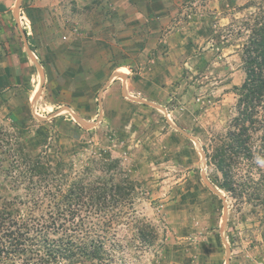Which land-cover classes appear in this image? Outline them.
<instances>
[{"label":"rangeland","instance_id":"1","mask_svg":"<svg viewBox=\"0 0 264 264\" xmlns=\"http://www.w3.org/2000/svg\"><path fill=\"white\" fill-rule=\"evenodd\" d=\"M16 2L0 14V209L24 196V158L77 172L112 156L139 183L131 214L158 235L143 245L119 227V264H225L226 242L231 264H264V163L240 170L248 182L233 195L209 157L245 77L244 21L264 14V0H23L15 15ZM27 44L44 71L38 99ZM121 66L126 82L108 84ZM124 84L162 108L124 96ZM204 155L208 180L227 199L224 231Z\"/></svg>","mask_w":264,"mask_h":264},{"label":"trees","instance_id":"2","mask_svg":"<svg viewBox=\"0 0 264 264\" xmlns=\"http://www.w3.org/2000/svg\"><path fill=\"white\" fill-rule=\"evenodd\" d=\"M244 25L245 77L234 87L235 114L209 154L222 187L233 195L248 182L240 170L264 163V14ZM29 158L22 159L24 196L0 209V264H119L123 225L143 245L156 242V230L131 214L139 183L125 174L119 158H91L77 172L64 161L53 166Z\"/></svg>","mask_w":264,"mask_h":264},{"label":"water","instance_id":"3","mask_svg":"<svg viewBox=\"0 0 264 264\" xmlns=\"http://www.w3.org/2000/svg\"><path fill=\"white\" fill-rule=\"evenodd\" d=\"M23 0H17L16 2V6L14 8V14L17 15L18 14V11L20 10L21 8V3H22ZM24 36V35H23ZM25 40H26V37L24 36ZM26 48H27V51L29 53V55L31 56L32 60L35 62V65L37 66L38 70H39V74H40V77H41V82H40V85H39V92H37L36 96H35V99H38L39 97V93L41 91V88L43 87V83H44V71H43V67L41 66L40 62L37 60V57L35 56L31 46H29L28 44L26 45ZM116 76H120L123 78V80L126 82L127 80V76L126 74L124 73H117V75H114L113 77H111V79L108 81V84L109 82H111V80H113ZM107 86V84H106ZM125 84L123 86V95L136 101V102H140V103H143V104H148V105H151V106H155L157 108H162L161 106L153 103V102H150V101H147L145 99H140V98H136L134 96H131L129 94H127L126 90H125ZM105 88V87H104ZM105 90V89H104ZM103 90V91H104ZM99 102H101V94H99ZM68 110H70V108H67ZM100 109L102 111V106L100 105ZM35 111V110H34ZM74 116V118L76 120H78V122H80L81 124H89V122L81 119L79 116H77L76 114H74L73 112H71ZM90 125V124H89ZM193 141H195L197 144L199 142H197V140L191 136H189ZM204 159V169L202 170V177H203V180L205 181V183L207 184V186L213 191L215 192L216 194L220 195V197L224 200V213H223V217H222V225H221V229L222 231H224L226 229V226H227V222H228V214H229V207H228V204H227V199L220 194L219 190L208 180L207 178V175H206V167H207V160H206V157L204 155L203 157ZM226 241V240H225ZM226 248H227V258H226V262L225 264H231V249L230 247L227 245V242H226Z\"/></svg>","mask_w":264,"mask_h":264},{"label":"crops","instance_id":"4","mask_svg":"<svg viewBox=\"0 0 264 264\" xmlns=\"http://www.w3.org/2000/svg\"><path fill=\"white\" fill-rule=\"evenodd\" d=\"M10 10V7L8 5V0H0V14H7V12ZM123 71V72H121ZM118 72L121 74V73H124L127 75L128 71L126 70V67L125 66H121L119 69H118Z\"/></svg>","mask_w":264,"mask_h":264}]
</instances>
